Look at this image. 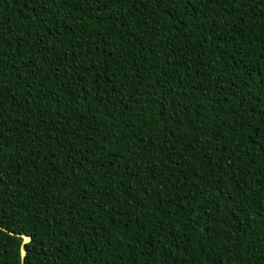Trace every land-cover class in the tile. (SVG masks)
Here are the masks:
<instances>
[{"label":"trees","instance_id":"trees-1","mask_svg":"<svg viewBox=\"0 0 264 264\" xmlns=\"http://www.w3.org/2000/svg\"><path fill=\"white\" fill-rule=\"evenodd\" d=\"M0 264H264V0H0Z\"/></svg>","mask_w":264,"mask_h":264},{"label":"water","instance_id":"water-1","mask_svg":"<svg viewBox=\"0 0 264 264\" xmlns=\"http://www.w3.org/2000/svg\"><path fill=\"white\" fill-rule=\"evenodd\" d=\"M0 229L4 232L8 233L9 235H14L13 233L8 232L7 230H5L1 227H0ZM16 236L19 237V239H20V243H19V247H18V253H19V262H20V264H22L24 256H25V251H24L23 247L25 244H27L29 242L30 238L24 234H19Z\"/></svg>","mask_w":264,"mask_h":264}]
</instances>
